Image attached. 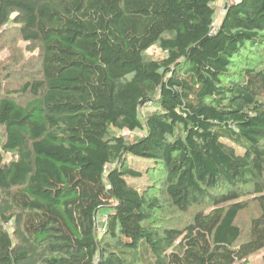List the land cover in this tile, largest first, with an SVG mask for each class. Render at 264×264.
Instances as JSON below:
<instances>
[{
  "label": "trees",
  "instance_id": "1",
  "mask_svg": "<svg viewBox=\"0 0 264 264\" xmlns=\"http://www.w3.org/2000/svg\"><path fill=\"white\" fill-rule=\"evenodd\" d=\"M215 1L0 0V37L13 27L40 66L0 93V264H246L264 250V0L225 2L212 31ZM143 174L155 180H127ZM163 201L200 208L179 228L155 217Z\"/></svg>",
  "mask_w": 264,
  "mask_h": 264
},
{
  "label": "rangeland",
  "instance_id": "2",
  "mask_svg": "<svg viewBox=\"0 0 264 264\" xmlns=\"http://www.w3.org/2000/svg\"><path fill=\"white\" fill-rule=\"evenodd\" d=\"M224 0L217 2L215 9H219L220 3ZM37 50L30 51L28 47L18 36L17 31L13 27H9L4 31V34L0 37V93H7L6 91L20 88L26 81L39 77V61L37 58ZM147 57L151 59H161L164 57V52L158 45H154L146 52ZM27 97H19L20 101L26 100ZM156 107L155 103H150L141 108V116H145L148 111L153 110ZM126 138H131L135 134H139L138 131L130 132L124 130L121 132ZM135 157H131L129 162L131 164L140 165L136 162ZM134 184L143 187V185L151 184L155 178L149 174H143L139 178L127 179ZM156 182V181H155ZM166 199V197H163ZM165 205L164 209L158 211L155 215L159 222L164 224H173L176 227H183L190 221L194 211L200 208V206H193L187 212H178L167 201H163ZM105 209H100L97 213V229L100 232L103 228V217ZM258 213V207L255 203H251L245 210L241 211L236 219V224L241 229L240 241L246 240L249 233V224L253 216ZM264 250L249 255L246 264H264L263 261ZM237 264H245L243 261Z\"/></svg>",
  "mask_w": 264,
  "mask_h": 264
},
{
  "label": "built area",
  "instance_id": "3",
  "mask_svg": "<svg viewBox=\"0 0 264 264\" xmlns=\"http://www.w3.org/2000/svg\"><path fill=\"white\" fill-rule=\"evenodd\" d=\"M224 1H226V0H224ZM217 2H218V0H216L214 3H212V5H214L216 7ZM223 2L220 3V6H219V9L218 10L215 9V12H214V20L211 23V30L212 31L216 28V22H217V19H218L217 17L220 16V15H222L223 12L225 11ZM103 219H104L103 222H105V220H106V216L105 215H104ZM7 224H9V223H6V225Z\"/></svg>",
  "mask_w": 264,
  "mask_h": 264
},
{
  "label": "crops",
  "instance_id": "4",
  "mask_svg": "<svg viewBox=\"0 0 264 264\" xmlns=\"http://www.w3.org/2000/svg\"><path fill=\"white\" fill-rule=\"evenodd\" d=\"M233 1H237V0H226V1H224V2H233ZM218 2H219V0H218ZM224 2H223V4H224ZM221 16V15H220ZM220 16H218L217 18H219Z\"/></svg>",
  "mask_w": 264,
  "mask_h": 264
}]
</instances>
